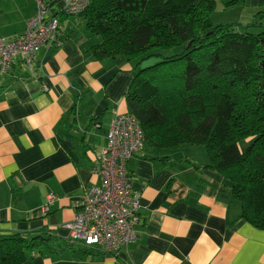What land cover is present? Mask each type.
<instances>
[{
    "label": "crops",
    "instance_id": "1",
    "mask_svg": "<svg viewBox=\"0 0 264 264\" xmlns=\"http://www.w3.org/2000/svg\"><path fill=\"white\" fill-rule=\"evenodd\" d=\"M247 3L264 14V0ZM52 6L62 44L41 51L31 70L0 73V236L42 232L60 240L21 264H264V232L239 219L231 184L206 168L203 147L188 144L145 143L126 163L139 196L132 243L110 254L66 245L65 224L84 187L100 184L96 157L111 120L127 113L135 71L122 56L96 60L84 22L63 16L60 1ZM34 12V0H0V38L20 36Z\"/></svg>",
    "mask_w": 264,
    "mask_h": 264
},
{
    "label": "trees",
    "instance_id": "2",
    "mask_svg": "<svg viewBox=\"0 0 264 264\" xmlns=\"http://www.w3.org/2000/svg\"><path fill=\"white\" fill-rule=\"evenodd\" d=\"M214 7V0H91L78 17L96 60L133 63L125 102L145 143L203 147L206 168L231 184L239 219L264 232V14L245 25H214ZM52 243L60 247L42 232L0 236V264H21Z\"/></svg>",
    "mask_w": 264,
    "mask_h": 264
},
{
    "label": "built area",
    "instance_id": "3",
    "mask_svg": "<svg viewBox=\"0 0 264 264\" xmlns=\"http://www.w3.org/2000/svg\"><path fill=\"white\" fill-rule=\"evenodd\" d=\"M54 1L61 2L59 11L63 16L78 17L91 0H34L35 12L27 20L23 33L12 39L0 38L1 74L12 69L31 70L41 51L62 44L60 17L51 12ZM144 145L137 119L128 113L115 115L92 170L100 178V184L84 187L72 220L65 224L69 243L96 247L110 254L134 241L139 196L132 191L125 165ZM53 200L54 196L49 195L43 212L48 211V204Z\"/></svg>",
    "mask_w": 264,
    "mask_h": 264
},
{
    "label": "rangeland",
    "instance_id": "4",
    "mask_svg": "<svg viewBox=\"0 0 264 264\" xmlns=\"http://www.w3.org/2000/svg\"><path fill=\"white\" fill-rule=\"evenodd\" d=\"M215 7L213 11L210 13V20L214 25L217 24H237L240 23L242 25H245L249 22H251V12L250 10H247V0L240 1L237 4H234L230 7H224L222 4V0H214ZM256 13L254 11L253 15ZM251 15V16H249ZM177 50H171V51H163V50H156L154 52H161L163 55H170ZM151 62H145L143 65L146 66ZM250 139H247L239 144L240 149L245 146V143H248ZM193 153H196V151H192Z\"/></svg>",
    "mask_w": 264,
    "mask_h": 264
}]
</instances>
